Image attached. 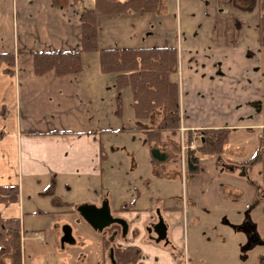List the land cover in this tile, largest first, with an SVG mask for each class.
I'll return each instance as SVG.
<instances>
[{"label":"crops","instance_id":"obj_1","mask_svg":"<svg viewBox=\"0 0 264 264\" xmlns=\"http://www.w3.org/2000/svg\"><path fill=\"white\" fill-rule=\"evenodd\" d=\"M222 1L224 5L216 4V9L210 4L194 6L198 18H190L187 22L207 18L205 35H190L184 44L171 46L177 50L178 134L186 137L191 131L193 137H198L202 130L225 129L228 140L236 134L247 139L258 137V149H261L264 44L260 39L244 43L243 38H225L229 34L241 33L243 22L235 10H251L245 8L246 1ZM84 2L0 0V53L14 55L12 67L0 63V234H7L16 226L21 235L29 225L28 217L35 213L28 208L33 199L44 196V193L55 195L62 185L70 188L71 182L78 178L95 181L103 175L107 155L102 134L110 129L90 128L96 119L95 114L92 116L91 106L96 103V86L104 88L103 93L112 102L114 98L106 90H111V86L115 88L113 82L108 84L104 77L101 79L104 83L97 84L95 77L87 75L90 67L84 66L78 73L63 76H58L53 70L37 76L33 69L34 52L81 48L80 12ZM185 9V14L191 11L189 7ZM121 15L103 17L105 27L120 29L124 26L120 21ZM224 17L240 23L236 21V27L231 26L230 29L224 21L222 29L217 24ZM120 36L121 33L118 40H110L111 46L104 48L166 47L135 43L125 46ZM141 40L144 39L137 40V43ZM97 73H102L100 68ZM120 99L118 97L117 100ZM121 129L141 131L145 143L146 131L155 129V124L150 128L134 126ZM244 147L241 142L234 150H244ZM254 157L241 160L220 157V164L214 157L203 155L200 158L198 171L190 185L195 229L205 228L213 233L221 222L220 214H214H223L225 210L246 211L250 215L255 204L262 205L264 210V193L261 195L263 200L258 202L262 177L258 182L244 170L251 165L246 161ZM159 201L153 209L123 205L119 217L127 223L128 230L119 238L118 230L113 228L114 235L107 239L121 246L138 248L140 256L134 264H182L175 253V245L181 240V219L185 218V212ZM160 217L166 226V237L156 241L153 226ZM204 218L206 226L202 227ZM227 221L235 224V232L242 231L237 227L244 221L253 225L250 219L244 218L237 223L236 219ZM254 227L256 231L257 227ZM223 233L224 228L221 227L220 234ZM256 233L260 244H264V232L262 236ZM114 245L107 246L109 264H116ZM186 264L190 261L187 260Z\"/></svg>","mask_w":264,"mask_h":264},{"label":"rangeland","instance_id":"obj_2","mask_svg":"<svg viewBox=\"0 0 264 264\" xmlns=\"http://www.w3.org/2000/svg\"><path fill=\"white\" fill-rule=\"evenodd\" d=\"M205 4H210L215 9L216 4L224 5L222 0L220 2L218 0H162L160 10L156 12L122 14L120 21L124 26L120 29L105 27V19L101 17L98 19V46L100 48L111 46L110 42L118 40L120 33L121 40L124 42L122 44L125 46H131L132 43L149 46L184 44L190 35H205L207 18L204 20L201 17L194 23L187 22L190 18H198V11L194 6ZM84 5L93 8L95 0H85ZM258 6L256 2L251 12L235 10L234 13L238 19L243 22L241 33L229 34L225 38L229 40L243 38L244 43L258 42L261 33L264 36V23L261 19L264 17V5L263 8ZM186 7L191 8L188 14H185ZM224 21L230 29L231 26L236 27L237 22L240 23V21L236 20V22L224 17L218 21L217 26L220 25V28L224 29L221 25ZM133 34L135 35L131 37ZM140 39H144L140 41L143 43H137ZM262 62L264 73V50ZM82 64L84 67H90L87 75L95 77L97 84L108 80V84L113 82L115 86L114 88L110 85L111 90H106L109 96H113L112 102L109 101L110 97L103 93L104 88L96 86V103L93 102L91 106L92 116L95 114L96 119L93 120L90 128L110 129L109 132L102 134L103 148L107 155L103 163V175L95 181L78 178L76 182L75 180L71 182L70 188L62 185L55 195L44 193V196L31 201V206L28 208L35 213L28 217L29 225L21 231V264H109L108 247L104 245V241L114 235L113 228L118 230L120 238L121 226L113 224L102 231H96L80 213V208L82 206L100 208L106 204L111 215L120 218L123 205L135 209L144 207L153 209L159 198H161L159 202L163 200L165 205H172L185 212V218L181 219V240L176 241L175 245V253L182 264H186L187 260L190 264H264V244H250L248 235L243 231L235 232L233 227L235 224L227 221L236 219L237 223L243 218L250 219L257 227L256 231L262 236L263 206L255 204L250 215L246 211L229 210H225L223 214L215 213L214 215L220 214L221 222L215 226L213 233L205 228L195 229L196 218L192 217L190 203V185L195 173L187 172L186 160L180 151L181 135L164 134L167 151L172 157L168 163L163 164L162 168H154L148 146L143 142V133L139 130L131 131L121 128L134 126L150 128L154 124L156 127L162 119L160 110H156L151 120L135 118L132 90L130 88L117 90L114 74L97 73L99 70L97 53L84 54ZM104 77L105 79L101 80ZM118 97L121 99L117 100ZM154 119L156 122L153 121ZM228 141V147L224 149L220 157L228 156L241 160L256 156L262 150L258 149V137L247 139L236 134ZM241 142L245 145L244 150H234V147ZM198 155L203 158L200 152ZM220 157L214 156L215 160L218 159V164L221 161ZM244 170L249 177L258 182L261 181L262 172L259 162L252 163ZM160 171L162 175L156 176L155 173ZM259 193L258 202H261L263 200L261 195L264 193L262 184ZM204 222L205 218L202 220V227L206 226ZM224 222L226 223L223 226ZM65 226L71 228L75 243H65L62 246L61 237ZM221 227L224 228L223 234H220ZM39 236L42 239H39Z\"/></svg>","mask_w":264,"mask_h":264},{"label":"trees","instance_id":"obj_3","mask_svg":"<svg viewBox=\"0 0 264 264\" xmlns=\"http://www.w3.org/2000/svg\"><path fill=\"white\" fill-rule=\"evenodd\" d=\"M243 1V0H242ZM162 0H95L93 8L82 6L80 12L81 48L73 50L37 51L33 53V69L37 76L54 71L58 76L78 73L82 69L83 54L97 53L100 71L114 74L117 90L130 88L133 93L134 115L138 119L151 120L156 110L162 119L155 129L146 131L145 143L148 146L154 168H162L170 160L164 134H178L179 128V87L176 78L177 50L174 47H115L98 46V19L106 16L158 11ZM263 8L264 0H248L245 8L253 10L255 4ZM258 6V7H259ZM244 8V5L241 6ZM264 23V17H261ZM264 44V36H259ZM0 63L9 67L14 65L13 53H0ZM197 150L185 153L187 172L198 171L200 157L203 155L220 156L228 141L225 129H207L199 132ZM193 138L191 131L186 141ZM262 150L248 164L259 162L262 167L264 186V130ZM161 176L162 171L156 172ZM56 198V197H54ZM56 200V199H55ZM114 245L116 264H134L140 256L138 248L121 246L114 241H104L107 247ZM0 264H21V235L16 226L9 233L0 234Z\"/></svg>","mask_w":264,"mask_h":264},{"label":"water","instance_id":"obj_4","mask_svg":"<svg viewBox=\"0 0 264 264\" xmlns=\"http://www.w3.org/2000/svg\"><path fill=\"white\" fill-rule=\"evenodd\" d=\"M80 213L87 220V222L97 231H102L106 227L113 224L115 225L117 224L121 226L123 235H125L128 230L127 223L121 218L113 217L106 204H104L100 208L82 206L80 208ZM237 228L238 230L244 231L248 235L250 244L261 242L255 231L254 225H251L249 222H244L242 225L238 226ZM153 229L157 234V238L155 239L156 241L165 239L166 226L161 217L159 218L158 223H156L153 226ZM62 232L63 234L61 237V245L64 246L65 243L73 244L74 239L71 234V228L69 226H65Z\"/></svg>","mask_w":264,"mask_h":264},{"label":"built area","instance_id":"obj_5","mask_svg":"<svg viewBox=\"0 0 264 264\" xmlns=\"http://www.w3.org/2000/svg\"><path fill=\"white\" fill-rule=\"evenodd\" d=\"M181 131H183V129H181ZM182 141L180 144V148H181V152L185 153L186 150L188 149H195L196 148V137H194L189 143H187L184 140L183 135H181Z\"/></svg>","mask_w":264,"mask_h":264}]
</instances>
